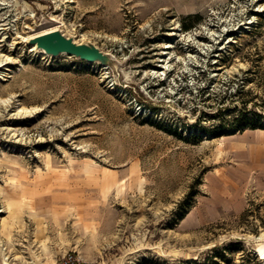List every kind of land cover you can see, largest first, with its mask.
Instances as JSON below:
<instances>
[{
  "label": "rangeland",
  "instance_id": "rangeland-1",
  "mask_svg": "<svg viewBox=\"0 0 264 264\" xmlns=\"http://www.w3.org/2000/svg\"><path fill=\"white\" fill-rule=\"evenodd\" d=\"M0 58V264H264V125L225 126L264 109V0H0Z\"/></svg>",
  "mask_w": 264,
  "mask_h": 264
},
{
  "label": "water",
  "instance_id": "water-1",
  "mask_svg": "<svg viewBox=\"0 0 264 264\" xmlns=\"http://www.w3.org/2000/svg\"><path fill=\"white\" fill-rule=\"evenodd\" d=\"M33 42L50 53L68 52L86 59L93 60L99 56L97 47L75 41L60 30L42 33L33 38Z\"/></svg>",
  "mask_w": 264,
  "mask_h": 264
},
{
  "label": "trees",
  "instance_id": "trees-1",
  "mask_svg": "<svg viewBox=\"0 0 264 264\" xmlns=\"http://www.w3.org/2000/svg\"><path fill=\"white\" fill-rule=\"evenodd\" d=\"M196 17L197 18L196 20L193 21L192 25H185V26L189 28L195 25L201 19L200 15H197ZM248 104L249 103L246 102L244 106L236 105L235 107H238L236 113L227 120L228 123L225 126L235 127L240 129H245L247 127H251V128L263 127L264 109L258 110L256 108L257 103H255V107H249Z\"/></svg>",
  "mask_w": 264,
  "mask_h": 264
},
{
  "label": "built area",
  "instance_id": "built-area-1",
  "mask_svg": "<svg viewBox=\"0 0 264 264\" xmlns=\"http://www.w3.org/2000/svg\"><path fill=\"white\" fill-rule=\"evenodd\" d=\"M53 264H106L105 262L94 261L84 257L78 250H71L64 253Z\"/></svg>",
  "mask_w": 264,
  "mask_h": 264
},
{
  "label": "bare ground",
  "instance_id": "bare-ground-1",
  "mask_svg": "<svg viewBox=\"0 0 264 264\" xmlns=\"http://www.w3.org/2000/svg\"><path fill=\"white\" fill-rule=\"evenodd\" d=\"M53 30H58V29H52V30H48V31H45V32H42V33H46V32L53 31ZM42 33H39V34H42ZM39 34L34 35V37H36V36L39 35ZM74 40H75V39H74ZM75 41H77V40H75ZM77 42H78V41H77ZM36 46H37L38 48H40L41 50L47 52V50H46L45 48L40 47V46H38L37 44H36ZM1 61H2V58H0V62H1ZM257 251H258V253L261 255V257L264 258V233L262 234V237H261V240H260V242H259V245H258Z\"/></svg>",
  "mask_w": 264,
  "mask_h": 264
}]
</instances>
